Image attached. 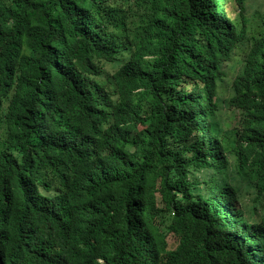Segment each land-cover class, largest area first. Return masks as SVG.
I'll list each match as a JSON object with an SVG mask.
<instances>
[{"label": "trees", "instance_id": "trees-1", "mask_svg": "<svg viewBox=\"0 0 264 264\" xmlns=\"http://www.w3.org/2000/svg\"><path fill=\"white\" fill-rule=\"evenodd\" d=\"M0 264H264V9L0 0Z\"/></svg>", "mask_w": 264, "mask_h": 264}, {"label": "rangeland", "instance_id": "rangeland-1", "mask_svg": "<svg viewBox=\"0 0 264 264\" xmlns=\"http://www.w3.org/2000/svg\"><path fill=\"white\" fill-rule=\"evenodd\" d=\"M256 4L262 9H264V0H254ZM234 73V70L232 68H229L228 70V78H226L227 84L224 85V87H219L218 88V96L221 101H219L220 107H221V112H222V119L225 120L228 123V127H233L238 125V120H239V113L236 112L234 115L232 112L225 107L224 105V99H226L230 95V89H229V82H230V77ZM243 193V192H242ZM246 193H243L242 199H246ZM169 246L174 247L176 243V239H172V236H169Z\"/></svg>", "mask_w": 264, "mask_h": 264}]
</instances>
